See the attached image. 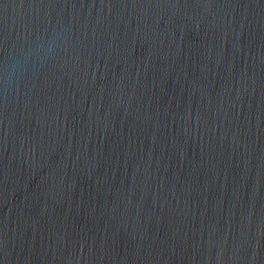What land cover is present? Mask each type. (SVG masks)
<instances>
[{
    "label": "water",
    "instance_id": "water-1",
    "mask_svg": "<svg viewBox=\"0 0 264 264\" xmlns=\"http://www.w3.org/2000/svg\"><path fill=\"white\" fill-rule=\"evenodd\" d=\"M0 264H264V0H0Z\"/></svg>",
    "mask_w": 264,
    "mask_h": 264
}]
</instances>
